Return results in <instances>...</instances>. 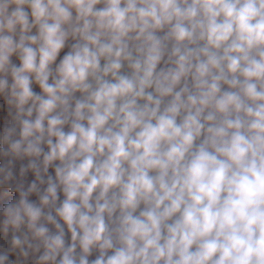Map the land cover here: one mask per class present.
Listing matches in <instances>:
<instances>
[{
	"label": "clouds",
	"instance_id": "9594fccd",
	"mask_svg": "<svg viewBox=\"0 0 264 264\" xmlns=\"http://www.w3.org/2000/svg\"><path fill=\"white\" fill-rule=\"evenodd\" d=\"M0 264H264V0H0Z\"/></svg>",
	"mask_w": 264,
	"mask_h": 264
}]
</instances>
